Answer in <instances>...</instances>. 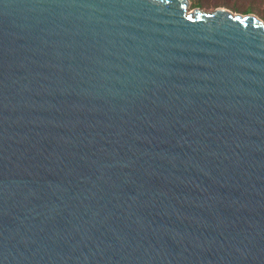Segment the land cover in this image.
Here are the masks:
<instances>
[{
  "label": "water",
  "instance_id": "water-1",
  "mask_svg": "<svg viewBox=\"0 0 264 264\" xmlns=\"http://www.w3.org/2000/svg\"><path fill=\"white\" fill-rule=\"evenodd\" d=\"M188 0H0V264H264V22Z\"/></svg>",
  "mask_w": 264,
  "mask_h": 264
},
{
  "label": "rangeland",
  "instance_id": "rangeland-1",
  "mask_svg": "<svg viewBox=\"0 0 264 264\" xmlns=\"http://www.w3.org/2000/svg\"><path fill=\"white\" fill-rule=\"evenodd\" d=\"M222 7L232 13H252L264 22V0H188V11L195 8L210 12Z\"/></svg>",
  "mask_w": 264,
  "mask_h": 264
}]
</instances>
